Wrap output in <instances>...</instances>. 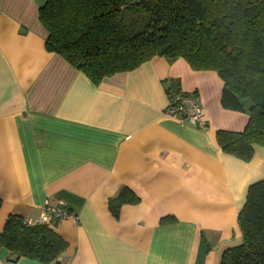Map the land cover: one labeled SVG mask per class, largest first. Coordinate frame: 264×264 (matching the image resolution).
<instances>
[{
	"label": "crops",
	"instance_id": "crops-1",
	"mask_svg": "<svg viewBox=\"0 0 264 264\" xmlns=\"http://www.w3.org/2000/svg\"><path fill=\"white\" fill-rule=\"evenodd\" d=\"M46 3H0V233L9 216L38 220L59 198L79 223L55 221L68 244L58 264H221L243 242L238 216L264 180V147L244 162L217 132H243L249 116L225 110L220 77L183 59L154 58L95 86L46 50ZM170 89L197 94L207 130L166 115ZM123 187L141 202L117 220L108 205ZM14 259L0 250V264H42Z\"/></svg>",
	"mask_w": 264,
	"mask_h": 264
},
{
	"label": "trees",
	"instance_id": "trees-1",
	"mask_svg": "<svg viewBox=\"0 0 264 264\" xmlns=\"http://www.w3.org/2000/svg\"><path fill=\"white\" fill-rule=\"evenodd\" d=\"M131 14L143 16L138 34L127 25ZM39 20L46 50L95 86L154 58L183 59L194 71L215 72L224 83L222 107L249 116L243 132L218 131V145L244 162L252 160L254 146L264 147V0H47ZM140 202L123 187L108 206L118 220L124 206ZM238 225L243 242L224 252L221 264H264V180L249 187ZM67 248L55 221L27 226L12 215L0 233V250L15 261L58 264Z\"/></svg>",
	"mask_w": 264,
	"mask_h": 264
},
{
	"label": "built area",
	"instance_id": "built-area-1",
	"mask_svg": "<svg viewBox=\"0 0 264 264\" xmlns=\"http://www.w3.org/2000/svg\"><path fill=\"white\" fill-rule=\"evenodd\" d=\"M167 93L169 100V106L166 111L167 116L179 120L182 124L194 126L201 130L208 129L205 111L197 94L174 91L171 89ZM63 220H71L75 224L79 223V217L68 210L67 204L64 200L59 198H48L45 201L39 219L26 220L25 224L27 226H33L36 224L45 225L52 221Z\"/></svg>",
	"mask_w": 264,
	"mask_h": 264
},
{
	"label": "rangeland",
	"instance_id": "rangeland-1",
	"mask_svg": "<svg viewBox=\"0 0 264 264\" xmlns=\"http://www.w3.org/2000/svg\"><path fill=\"white\" fill-rule=\"evenodd\" d=\"M127 25L129 26V29L131 31V33L133 34H138L140 32L143 31L144 28V20H143V16L141 14L139 15H130L129 17L127 16ZM136 18H139V22L137 23Z\"/></svg>",
	"mask_w": 264,
	"mask_h": 264
},
{
	"label": "bare ground",
	"instance_id": "bare-ground-1",
	"mask_svg": "<svg viewBox=\"0 0 264 264\" xmlns=\"http://www.w3.org/2000/svg\"><path fill=\"white\" fill-rule=\"evenodd\" d=\"M42 207H43V206H42ZM42 207H41V208H42ZM25 221H26V220H25ZM70 221H71V220H70Z\"/></svg>",
	"mask_w": 264,
	"mask_h": 264
}]
</instances>
